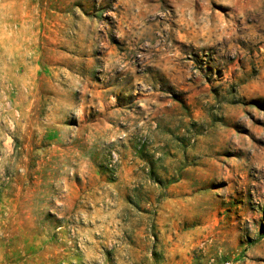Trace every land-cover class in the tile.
I'll return each mask as SVG.
<instances>
[{"label": "rangeland", "instance_id": "374dc122", "mask_svg": "<svg viewBox=\"0 0 264 264\" xmlns=\"http://www.w3.org/2000/svg\"><path fill=\"white\" fill-rule=\"evenodd\" d=\"M0 264H264V0H0Z\"/></svg>", "mask_w": 264, "mask_h": 264}, {"label": "bare ground", "instance_id": "6f19581e", "mask_svg": "<svg viewBox=\"0 0 264 264\" xmlns=\"http://www.w3.org/2000/svg\"><path fill=\"white\" fill-rule=\"evenodd\" d=\"M176 12V11H175ZM256 19H257V17H256Z\"/></svg>", "mask_w": 264, "mask_h": 264}]
</instances>
